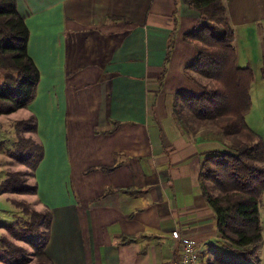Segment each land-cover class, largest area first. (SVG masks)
Segmentation results:
<instances>
[{
	"label": "crops",
	"instance_id": "crops-1",
	"mask_svg": "<svg viewBox=\"0 0 264 264\" xmlns=\"http://www.w3.org/2000/svg\"><path fill=\"white\" fill-rule=\"evenodd\" d=\"M15 4L39 73L35 97L17 110L34 117L42 146L34 177L51 213L52 264H170L174 229L209 251L215 219L197 176L205 154L223 147L181 132L170 114L174 93L201 91L190 78L203 80L185 73L196 51L183 39L198 12L182 0ZM224 5L236 61L248 65L257 28L264 41V0Z\"/></svg>",
	"mask_w": 264,
	"mask_h": 264
},
{
	"label": "trees",
	"instance_id": "trees-1",
	"mask_svg": "<svg viewBox=\"0 0 264 264\" xmlns=\"http://www.w3.org/2000/svg\"><path fill=\"white\" fill-rule=\"evenodd\" d=\"M182 1L198 12L197 24L183 35L196 51L185 73H193L203 82L190 78L201 89L198 94L174 93L170 114L178 129L187 135L204 127H211L212 134L217 135L223 149L205 154L199 166L198 188L213 212L217 239L239 250L242 257L234 260L213 254L208 264H254L261 240L257 205L264 192V144L244 119L250 107L252 70L236 61L233 30L224 0ZM27 40L28 29L15 0H0V71L4 73L0 83V115L26 107L35 97L39 73L28 56ZM259 76L264 77V57ZM35 130L32 115L15 121L16 140L6 151L10 161L24 165L33 177L42 157V146L23 134H33ZM0 192L35 194L36 187L18 181L11 173L1 180ZM18 204L25 218L16 224H5L4 228L12 239L28 245L31 253L0 237V261L26 264L32 256L33 264H52L44 250L50 210L44 207L38 212L24 203Z\"/></svg>",
	"mask_w": 264,
	"mask_h": 264
},
{
	"label": "rangeland",
	"instance_id": "rangeland-1",
	"mask_svg": "<svg viewBox=\"0 0 264 264\" xmlns=\"http://www.w3.org/2000/svg\"><path fill=\"white\" fill-rule=\"evenodd\" d=\"M260 28L256 29V38H257V51L258 57L252 58L251 55L245 56L246 64L252 70V81L249 88V97H250V107L245 115L246 124L258 135L261 141L264 144V77L259 76L258 63L264 57V41L262 36H258ZM240 56V53H239ZM259 59V60H258ZM239 60L243 63L242 56ZM258 61V63H257ZM2 81V72L0 71V83ZM26 110L21 109L17 110L14 114H1L0 115V182L5 179L8 174H15V178L18 181H23L28 185H35L36 192L35 194H24V193H5L0 192V237H6L9 240L14 241L17 245L24 247L28 253H31V248L24 244L21 241H15L7 233L5 224L19 223L25 218L21 212V206L18 203H24L28 206V209L42 212L45 206H42L38 202L39 197L37 195V184L35 182V177L33 174H30V170L24 165L18 164L14 161H10V158L6 155V151L11 149L13 143L16 140V135L14 132V123L17 120L25 118L24 113ZM198 133L202 134L204 137L212 140H218L217 135L212 134L211 127L200 128ZM32 134L24 133V137H31ZM33 138V137H31ZM40 143V141H38ZM37 165V164H36ZM37 167V166H36ZM36 169V168H35ZM35 172V170H34ZM258 216L261 226V240L257 248V258L254 261V264H264V192L262 193L258 205ZM51 222V219H50ZM50 230V226H49ZM49 238V237H48ZM209 251H204L205 254H201L202 261L201 264H208L211 262L213 254H222L227 257H231L234 260H241V253L239 250L228 246L225 241H222L218 237L211 242V245L208 246ZM34 257L30 256V261L26 264H33ZM0 264H5L0 261Z\"/></svg>",
	"mask_w": 264,
	"mask_h": 264
},
{
	"label": "built area",
	"instance_id": "built-area-1",
	"mask_svg": "<svg viewBox=\"0 0 264 264\" xmlns=\"http://www.w3.org/2000/svg\"><path fill=\"white\" fill-rule=\"evenodd\" d=\"M169 236L179 247V255L170 264H201V247L195 241L176 229Z\"/></svg>",
	"mask_w": 264,
	"mask_h": 264
}]
</instances>
